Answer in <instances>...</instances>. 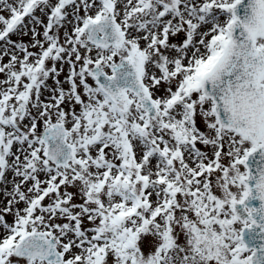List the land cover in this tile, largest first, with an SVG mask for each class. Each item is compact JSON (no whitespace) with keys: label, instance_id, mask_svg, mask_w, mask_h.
Wrapping results in <instances>:
<instances>
[{"label":"snow or ice","instance_id":"1","mask_svg":"<svg viewBox=\"0 0 264 264\" xmlns=\"http://www.w3.org/2000/svg\"><path fill=\"white\" fill-rule=\"evenodd\" d=\"M0 264H264V0H0Z\"/></svg>","mask_w":264,"mask_h":264}]
</instances>
